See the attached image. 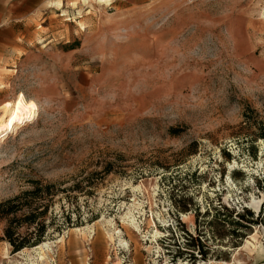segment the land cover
<instances>
[{
  "label": "rangeland",
  "instance_id": "obj_1",
  "mask_svg": "<svg viewBox=\"0 0 264 264\" xmlns=\"http://www.w3.org/2000/svg\"><path fill=\"white\" fill-rule=\"evenodd\" d=\"M101 1L0 33V108L28 111L0 144V203L67 188L53 253L20 260L0 222L7 264H264V0Z\"/></svg>",
  "mask_w": 264,
  "mask_h": 264
},
{
  "label": "trees",
  "instance_id": "obj_2",
  "mask_svg": "<svg viewBox=\"0 0 264 264\" xmlns=\"http://www.w3.org/2000/svg\"><path fill=\"white\" fill-rule=\"evenodd\" d=\"M177 131L176 129L171 130L173 134L178 133ZM262 137L264 138V135ZM66 191L67 188H61L58 183L37 179L29 180L26 189L0 203V222L5 223L1 240L10 244L13 253L43 243L48 234V228L57 220V212L54 209L57 201L61 200H58L59 193ZM62 210L64 220L57 227L59 232L64 227H70L72 223L70 214H67L65 207ZM234 215L239 218V221H232V224L244 228L249 227L241 224L242 221H245L244 214L233 210L230 212V216ZM249 223L260 224L259 220L254 219ZM233 233L237 237L244 238L242 234L235 231Z\"/></svg>",
  "mask_w": 264,
  "mask_h": 264
},
{
  "label": "crops",
  "instance_id": "obj_3",
  "mask_svg": "<svg viewBox=\"0 0 264 264\" xmlns=\"http://www.w3.org/2000/svg\"><path fill=\"white\" fill-rule=\"evenodd\" d=\"M54 4L56 0H0V33L14 32L18 25L32 23ZM8 251L0 247V264H7Z\"/></svg>",
  "mask_w": 264,
  "mask_h": 264
},
{
  "label": "bare ground",
  "instance_id": "obj_4",
  "mask_svg": "<svg viewBox=\"0 0 264 264\" xmlns=\"http://www.w3.org/2000/svg\"><path fill=\"white\" fill-rule=\"evenodd\" d=\"M101 2L108 3L109 0H102ZM27 116H28V111L23 106H20V105L15 106L11 103H7L0 108V144L2 143V138H5L6 134L9 131L13 132L17 130L18 129L17 127L22 124V121H24L27 118ZM128 220H131V224H132V217L128 218ZM115 235L118 238L117 246L123 247L125 250L129 251V244L120 238L121 232L116 231ZM26 250L28 249H24L23 251L17 254L18 256H20L18 257L20 258V260L22 259V256L24 254L23 252ZM42 251L46 253L54 252L53 247L49 243H43L42 245H40L33 251L29 250L28 252H35L36 256L40 257V253ZM37 260L38 258H35V257L30 259L31 262L32 261L37 262Z\"/></svg>",
  "mask_w": 264,
  "mask_h": 264
}]
</instances>
